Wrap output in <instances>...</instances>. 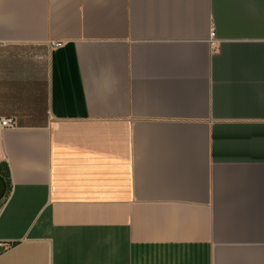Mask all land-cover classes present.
Wrapping results in <instances>:
<instances>
[{
  "label": "crops",
  "instance_id": "0c3cea01",
  "mask_svg": "<svg viewBox=\"0 0 264 264\" xmlns=\"http://www.w3.org/2000/svg\"><path fill=\"white\" fill-rule=\"evenodd\" d=\"M0 116V264H264V0H0Z\"/></svg>",
  "mask_w": 264,
  "mask_h": 264
},
{
  "label": "built area",
  "instance_id": "2783aa9c",
  "mask_svg": "<svg viewBox=\"0 0 264 264\" xmlns=\"http://www.w3.org/2000/svg\"><path fill=\"white\" fill-rule=\"evenodd\" d=\"M210 35H211L213 44L216 47V40H215L216 33H215L214 28H212ZM62 44H63V42H55L53 45L58 47V46H61ZM15 125L16 124H15V121L13 120V118L0 116V130L6 129V128H11V127H14ZM1 245H2V243H0V246Z\"/></svg>",
  "mask_w": 264,
  "mask_h": 264
},
{
  "label": "trees",
  "instance_id": "16d2710c",
  "mask_svg": "<svg viewBox=\"0 0 264 264\" xmlns=\"http://www.w3.org/2000/svg\"><path fill=\"white\" fill-rule=\"evenodd\" d=\"M7 189H8L7 182H5V180L0 177V202L4 197V195L6 194Z\"/></svg>",
  "mask_w": 264,
  "mask_h": 264
}]
</instances>
